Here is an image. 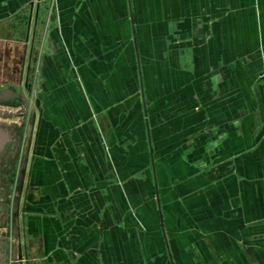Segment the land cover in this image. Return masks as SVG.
Masks as SVG:
<instances>
[{"label":"crops","instance_id":"0c3cea01","mask_svg":"<svg viewBox=\"0 0 264 264\" xmlns=\"http://www.w3.org/2000/svg\"><path fill=\"white\" fill-rule=\"evenodd\" d=\"M51 6L0 0V264H264V0Z\"/></svg>","mask_w":264,"mask_h":264},{"label":"flooded vegetation","instance_id":"af4514ba","mask_svg":"<svg viewBox=\"0 0 264 264\" xmlns=\"http://www.w3.org/2000/svg\"><path fill=\"white\" fill-rule=\"evenodd\" d=\"M4 57L2 54H0V67H4L5 70H7V72H10V80L11 84H14L12 85L14 88L15 87H18V90H21L23 95H24V99L21 100L19 97H14L13 99L17 100L18 104L17 106L21 108V111L18 113L21 115V117L23 116V120L20 122L19 121V127L22 128L24 124H27L28 123V119L26 118V115H25V110L27 109V93L30 92L31 90V85L30 83L28 82L29 80V76H30V73H31V65H27L25 67V75H26V78H25V82H24V85L20 84V81L23 77V74H24V69L21 67L22 62H23V59H19L18 60H15L13 59L11 56L9 57L6 56L5 57V60L2 58ZM3 60V61H2ZM24 63V62H23ZM21 77V78H20ZM8 85H0V88H4ZM17 90V92H18ZM37 106V105H36ZM17 181L16 179V176H15V171H14V167L11 165L8 167V169H3L1 168L0 169V187L1 186H6V187H11L13 184H15ZM0 240H2V238H4V235L6 234L5 232L1 233L0 232ZM19 245V249H20V243H18ZM10 247H13L10 246ZM11 249V248H10ZM19 255H22L21 258ZM15 260L12 261V263H15V264H30V258H28V254H27V258L24 259V256H23V251H18V253L16 254Z\"/></svg>","mask_w":264,"mask_h":264},{"label":"rangeland","instance_id":"374dc122","mask_svg":"<svg viewBox=\"0 0 264 264\" xmlns=\"http://www.w3.org/2000/svg\"><path fill=\"white\" fill-rule=\"evenodd\" d=\"M51 3L53 6H51L50 8V13L48 14L47 18H46V22L45 24H47V22L49 20H52L56 17V11H55V5H56V0H51ZM39 48V49H38ZM38 48H36V50H38L35 54L34 57L31 60V63H29V59L26 57L24 58L22 64H30L31 65V76H30V81L29 83L31 84V91H30V99L28 97L29 100V104L27 105V109L25 110V115L26 118L28 119V127L27 128V133L29 132L30 134V138L32 139V133H33V128L35 125V120L37 118V114H38V109L36 108V106H34V101L33 100H37L38 94H40L41 91V80H42V60L40 58L41 55V46H38ZM22 67V65H21ZM25 73V70H24ZM104 138V137H103ZM30 139V142H31ZM117 147L121 148L119 146L120 140L118 139L117 141ZM102 143L103 146L106 150V152L109 153L110 151V144L107 142V139H102ZM111 147H112V142H111ZM139 223V221L137 222ZM140 225V223L138 224ZM141 227V225H140Z\"/></svg>","mask_w":264,"mask_h":264},{"label":"water","instance_id":"95a60500","mask_svg":"<svg viewBox=\"0 0 264 264\" xmlns=\"http://www.w3.org/2000/svg\"><path fill=\"white\" fill-rule=\"evenodd\" d=\"M23 68V67H22ZM21 78V77H20ZM10 91H8V90H0V95L2 96V95H4V94H8ZM15 95V97H19L21 100H23L24 99V95H23V93H22V91L21 90H18V92H16V93H14ZM18 104H20V103H18ZM36 105H38V100H36ZM19 182H21L20 180H19ZM1 224H2V226H4V224L5 223H3V221L0 223V227H1ZM13 245V244H12ZM11 245V246H12ZM23 246H24V248H23V256H24V259H26L27 258V245L26 244H23ZM20 256V258H21V256L22 255H19Z\"/></svg>","mask_w":264,"mask_h":264},{"label":"built area","instance_id":"2783aa9c","mask_svg":"<svg viewBox=\"0 0 264 264\" xmlns=\"http://www.w3.org/2000/svg\"><path fill=\"white\" fill-rule=\"evenodd\" d=\"M27 65H29V64H27ZM27 65L23 64V69H24V70H25V67H26ZM30 76H31V73H30ZM30 76H29V80H28V82L30 81ZM25 78H26V75H25V73H24V74H23V77H22V79H21V81H20V84L24 85ZM30 85H31V84H30ZM30 91H31V90H30ZM26 95H27V97H26V99H27V103L29 104L28 97H29V99H30V92H28ZM33 101H34V106H36V100H33ZM36 108H37V106H36Z\"/></svg>","mask_w":264,"mask_h":264}]
</instances>
